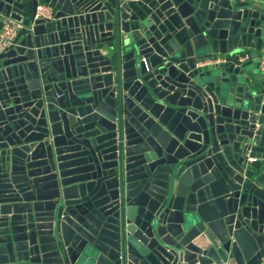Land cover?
I'll return each instance as SVG.
<instances>
[{
    "label": "water",
    "instance_id": "water-1",
    "mask_svg": "<svg viewBox=\"0 0 264 264\" xmlns=\"http://www.w3.org/2000/svg\"><path fill=\"white\" fill-rule=\"evenodd\" d=\"M0 14V264H264V0Z\"/></svg>",
    "mask_w": 264,
    "mask_h": 264
},
{
    "label": "built area",
    "instance_id": "built-area-1",
    "mask_svg": "<svg viewBox=\"0 0 264 264\" xmlns=\"http://www.w3.org/2000/svg\"><path fill=\"white\" fill-rule=\"evenodd\" d=\"M129 3L138 2L140 0H125ZM40 12H48V8L39 6ZM23 24L21 20H16L11 16H4L2 19V25L0 29V53L3 52L7 47H9L16 37L18 31L22 28ZM262 66L264 67V56L260 59ZM250 160H253L251 158Z\"/></svg>",
    "mask_w": 264,
    "mask_h": 264
},
{
    "label": "crops",
    "instance_id": "crops-1",
    "mask_svg": "<svg viewBox=\"0 0 264 264\" xmlns=\"http://www.w3.org/2000/svg\"><path fill=\"white\" fill-rule=\"evenodd\" d=\"M142 2H144V0H140V1H138V2H131L130 4L133 5V6H138V5L141 4ZM4 16H5L4 14H0V29H1V25H2V19H3ZM250 52H251V50L248 49V50H247V53H250ZM243 55H244V54H243ZM241 56H242V55H241ZM253 61H255V60H253V59L251 58L248 62L251 63V62H253ZM71 153H73V152H71Z\"/></svg>",
    "mask_w": 264,
    "mask_h": 264
}]
</instances>
